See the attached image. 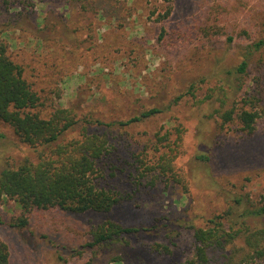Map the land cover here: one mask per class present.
Here are the masks:
<instances>
[{
    "label": "rangeland",
    "instance_id": "obj_1",
    "mask_svg": "<svg viewBox=\"0 0 264 264\" xmlns=\"http://www.w3.org/2000/svg\"><path fill=\"white\" fill-rule=\"evenodd\" d=\"M261 38L264 0H0V44L38 96L29 111L71 109L77 122L59 142L104 133L110 152L97 182L127 198L110 213L34 210L24 232L0 225L9 264H188L195 228L229 209L222 221L241 227L243 209L264 200V47L245 48ZM152 107L161 111L108 124ZM230 107L233 119L222 122ZM243 109L258 112L251 135L236 117ZM0 131V168L36 161L11 127L0 122ZM169 148L174 177L157 166ZM20 212L1 197L4 219ZM106 219L147 230L81 247ZM244 219L264 224V215ZM244 250L240 233L210 264H236Z\"/></svg>",
    "mask_w": 264,
    "mask_h": 264
},
{
    "label": "trees",
    "instance_id": "obj_2",
    "mask_svg": "<svg viewBox=\"0 0 264 264\" xmlns=\"http://www.w3.org/2000/svg\"><path fill=\"white\" fill-rule=\"evenodd\" d=\"M169 12L170 9H167L161 18ZM261 47H264V38L245 48L252 52ZM246 65L247 61L243 59L237 71L244 72ZM37 102L38 96L23 77L21 68L10 59L4 46L0 44V122L11 127L20 142L38 150L36 161L24 158L16 166L0 168V199L4 197L13 200L21 210L17 217L9 221L0 214V225L5 224L11 230L24 232L29 223V214L34 210L59 209L75 214L87 211L110 213L115 207L123 204L127 198L97 182V162L110 152L107 136L100 132H85L80 138L59 142L62 135L77 122L75 115L69 108H57L48 118H42L29 111ZM160 111V108L152 107L127 120H116L108 124L124 126ZM233 114L234 107L223 111L220 115L222 122L232 120ZM257 116L258 112L255 110L243 109L236 113L242 124L241 129L248 135L253 134L255 130ZM96 122L98 125L102 124L99 120ZM4 138V133L0 131V140ZM180 138L178 135L174 141L176 145ZM175 157L174 149L169 148L160 155L157 166L162 172L168 171L172 175ZM199 157L208 159L204 155ZM234 202L242 203L240 197ZM231 212L232 209H229L225 214L213 217L209 220L212 224L207 227L195 228L194 258L188 261V264H210L213 253L216 250H224L240 233L244 235L247 251L244 250L236 264L264 259V224L252 229L244 219L264 215V200L258 205L252 204L243 209L239 215L243 218V225L239 228L234 227V222L225 225L222 221ZM144 230L147 229L143 225H124L106 219L91 230V240L81 247L91 248ZM158 248L159 245H156L154 250ZM162 248L168 250L164 245ZM231 262L232 257L223 264ZM9 263L10 247L0 237V264Z\"/></svg>",
    "mask_w": 264,
    "mask_h": 264
}]
</instances>
